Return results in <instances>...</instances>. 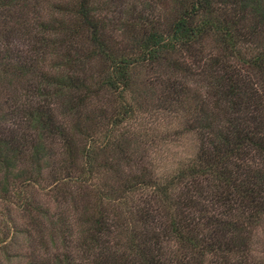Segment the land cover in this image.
I'll use <instances>...</instances> for the list:
<instances>
[{
  "label": "trees",
  "instance_id": "obj_1",
  "mask_svg": "<svg viewBox=\"0 0 264 264\" xmlns=\"http://www.w3.org/2000/svg\"><path fill=\"white\" fill-rule=\"evenodd\" d=\"M0 264H264V0H0Z\"/></svg>",
  "mask_w": 264,
  "mask_h": 264
},
{
  "label": "rangeland",
  "instance_id": "obj_2",
  "mask_svg": "<svg viewBox=\"0 0 264 264\" xmlns=\"http://www.w3.org/2000/svg\"><path fill=\"white\" fill-rule=\"evenodd\" d=\"M131 2H135L136 0H130Z\"/></svg>",
  "mask_w": 264,
  "mask_h": 264
}]
</instances>
